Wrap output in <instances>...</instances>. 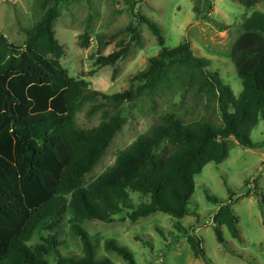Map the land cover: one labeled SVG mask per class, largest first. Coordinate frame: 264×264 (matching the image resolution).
<instances>
[{
  "label": "trees",
  "instance_id": "1",
  "mask_svg": "<svg viewBox=\"0 0 264 264\" xmlns=\"http://www.w3.org/2000/svg\"><path fill=\"white\" fill-rule=\"evenodd\" d=\"M68 1H36L33 11L42 16L27 31L24 45L0 34V264H47L44 257L52 254L58 264H115L108 257H97L85 221L112 223L125 214L136 223L157 212L183 219L190 213L196 175L210 163L225 161L233 141L245 148L258 147L251 134L264 121L263 12L244 20V36L233 48L232 61L243 86L239 96L219 72L210 70L208 59L195 55L189 42L166 47L161 28L142 14L137 15L139 22L149 27L161 51L133 77L139 83L136 88L108 95L93 90L84 79L71 77L60 62L64 47L56 38L55 23L61 5ZM232 1L251 9L259 0ZM125 31L142 40L137 27ZM82 37V47H89V38ZM98 38L101 53L107 43L106 38ZM120 57L115 53L98 61L108 66ZM180 88L216 104L222 125L208 120L187 123L175 113H165L149 133L119 153L114 165L87 182L122 129V106L143 95L155 98ZM89 101H99L95 111L106 108L104 121L92 129L77 128L76 113ZM130 193L147 201L136 204ZM206 194L209 202L221 206L213 218L218 243L227 247L223 227L233 239L243 241L240 219L231 204ZM261 206L264 209V194ZM68 221L70 232L82 242V257H64L59 250V236ZM41 225L50 232L47 246L32 249L27 243ZM135 238L144 241L140 235ZM187 241L195 259L206 261L203 239L188 233ZM105 249L127 264H138L133 251L115 239H107ZM229 251L247 259L243 253Z\"/></svg>",
  "mask_w": 264,
  "mask_h": 264
},
{
  "label": "rangeland",
  "instance_id": "2",
  "mask_svg": "<svg viewBox=\"0 0 264 264\" xmlns=\"http://www.w3.org/2000/svg\"><path fill=\"white\" fill-rule=\"evenodd\" d=\"M36 1L0 0V34L15 45H24L27 31L42 16V12L36 14L32 10ZM256 11L264 13V0H259L251 9L232 0H69L61 5V15L55 23L56 38L64 47L60 62L71 77L90 82L93 90L113 95L136 88L139 83L134 82L133 77L147 69L150 60L161 51L149 27L139 22L137 15L142 14L161 28L166 47L176 48L189 42L195 55L208 59L210 70L219 72L239 96L243 86L232 61V52L244 36L241 27L244 20ZM129 26L137 27L141 41L125 31ZM82 36L89 38V47H82ZM100 36L106 38L107 43L101 53L98 52ZM115 53H121L115 64L102 66L99 63L100 57ZM98 102L82 103L75 117L77 128L92 129L104 121L106 108L95 111ZM122 112L125 120L122 129L86 177L87 182L114 165L119 153L141 135L149 133L165 113H175L187 123L208 120L222 125L216 104L208 103L193 90L181 88L166 90L155 98L143 95L124 104ZM251 138L258 147L245 148L231 139L234 144L229 157L221 164H208L196 175V190L188 206L190 213L183 219L157 212L136 223L130 222L125 214L114 217L112 223L85 221L83 227L96 246L97 257H108L115 264H127L119 255L105 249V241L115 239L133 251L138 264H264L263 120L255 127ZM206 191L231 204L240 219L243 241L233 239L223 227L227 247L218 243L213 218L221 206L209 202ZM130 196L136 204L147 201L138 193H130ZM69 227L68 221L59 236L62 242L59 250L64 257H82V242ZM49 233L47 225L39 226L27 245L32 249L47 246ZM188 233L203 239L206 261L195 259L187 241ZM136 235L142 236L144 241H137ZM148 241L151 244H146ZM229 250L243 253L247 259ZM44 260L47 264H58L54 254L45 256Z\"/></svg>",
  "mask_w": 264,
  "mask_h": 264
},
{
  "label": "crops",
  "instance_id": "3",
  "mask_svg": "<svg viewBox=\"0 0 264 264\" xmlns=\"http://www.w3.org/2000/svg\"><path fill=\"white\" fill-rule=\"evenodd\" d=\"M32 10H33V6H32ZM34 12V11H33ZM35 13V12H34ZM37 14V13H36Z\"/></svg>",
  "mask_w": 264,
  "mask_h": 264
}]
</instances>
